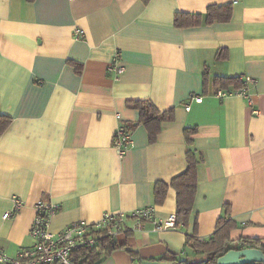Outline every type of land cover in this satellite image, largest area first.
I'll return each instance as SVG.
<instances>
[{"label": "crops", "instance_id": "1", "mask_svg": "<svg viewBox=\"0 0 264 264\" xmlns=\"http://www.w3.org/2000/svg\"><path fill=\"white\" fill-rule=\"evenodd\" d=\"M214 5L232 6L230 20L175 27L176 13L205 15ZM112 63L125 71L109 72ZM244 76L254 80L253 105L216 83ZM137 100L173 111L155 142L128 105ZM0 114L12 118L0 135V244L9 257L33 246L40 202L59 206L53 233L106 214H176L170 183L189 152L202 161L186 226L121 233L126 246L103 264L190 259L187 236L209 238L225 211L232 241L264 245V0H0ZM121 122L133 140L123 156L113 147ZM159 182L169 185L162 203ZM15 196L23 206L5 220Z\"/></svg>", "mask_w": 264, "mask_h": 264}, {"label": "trees", "instance_id": "2", "mask_svg": "<svg viewBox=\"0 0 264 264\" xmlns=\"http://www.w3.org/2000/svg\"><path fill=\"white\" fill-rule=\"evenodd\" d=\"M29 3L35 0H26ZM232 14V6L214 5L208 8L205 15L191 13H176L174 25L177 28H186L201 24H213L216 22H227ZM223 51H219L217 58H221ZM216 83L229 90L234 87L236 91L244 88V83L240 77L235 78H217ZM134 109L140 112V123L145 125L149 131L150 141L155 142L163 130V125L174 119L173 111L161 112L150 101L137 100L128 103ZM12 122V118L0 114V135L3 134ZM186 137L195 134L194 129H187ZM202 158L197 157L194 152L188 153L187 169L180 175L174 177L170 186L175 189L177 196V225L186 226L194 204L195 195L198 186V166ZM169 185L166 183H157L154 187V197L156 203H162L166 197ZM236 224L228 217L225 211L217 221L215 232L207 239H201L196 234L188 235L186 238L187 247L190 248L192 256L190 259L178 260L176 257L171 261L174 264H217L219 258L231 250L240 248L259 249L264 252V245L256 239H240L238 242L231 240V232ZM127 232L124 233H129ZM103 231H98V241L92 246H86L77 249L73 253L75 264H103V262L117 249L124 248L126 245L103 235ZM235 245V246H234ZM264 264V263H250Z\"/></svg>", "mask_w": 264, "mask_h": 264}, {"label": "built area", "instance_id": "3", "mask_svg": "<svg viewBox=\"0 0 264 264\" xmlns=\"http://www.w3.org/2000/svg\"><path fill=\"white\" fill-rule=\"evenodd\" d=\"M74 1V0H70ZM234 4L241 0H232ZM77 38H83L84 32L80 29L75 30ZM109 72L120 74L125 71V67L118 63H112L108 66ZM244 88L236 91L242 97L247 99L250 105H253L251 97L248 95L247 86L253 83L251 77L244 76ZM229 91L219 90L217 96L224 98L231 95ZM201 103L202 98L194 99ZM190 104L186 105V110H190ZM257 114V111L254 112ZM120 120L121 116L117 115ZM133 140L129 129L121 122L113 136V147L119 156H123L132 146ZM14 206L7 211L3 218L11 219L18 214L23 206V201L18 197L12 199ZM59 211V206L49 202H40L36 205V216L32 224L30 235L34 244L30 248L22 249L15 257H9L3 252L0 244V264H75L73 253L79 248L94 245L99 237L98 231H103V235L116 239L121 233L126 231H136L144 227V224L151 223L154 231L177 230L176 214L170 215L166 219H157L151 208L141 209L130 216L123 214L108 215L103 220L91 224L85 221L75 222L66 227L59 233H53L50 230L51 218ZM127 221V225L125 222ZM203 239V238H201Z\"/></svg>", "mask_w": 264, "mask_h": 264}, {"label": "water", "instance_id": "4", "mask_svg": "<svg viewBox=\"0 0 264 264\" xmlns=\"http://www.w3.org/2000/svg\"><path fill=\"white\" fill-rule=\"evenodd\" d=\"M264 263V252L259 249L240 248L231 250L218 259L217 264Z\"/></svg>", "mask_w": 264, "mask_h": 264}, {"label": "rangeland", "instance_id": "5", "mask_svg": "<svg viewBox=\"0 0 264 264\" xmlns=\"http://www.w3.org/2000/svg\"><path fill=\"white\" fill-rule=\"evenodd\" d=\"M125 225H127V221L125 222ZM235 246V245H234Z\"/></svg>", "mask_w": 264, "mask_h": 264}, {"label": "bare ground", "instance_id": "6", "mask_svg": "<svg viewBox=\"0 0 264 264\" xmlns=\"http://www.w3.org/2000/svg\"><path fill=\"white\" fill-rule=\"evenodd\" d=\"M242 80V79H241ZM243 81V80H242ZM243 83H244V81H243Z\"/></svg>", "mask_w": 264, "mask_h": 264}]
</instances>
